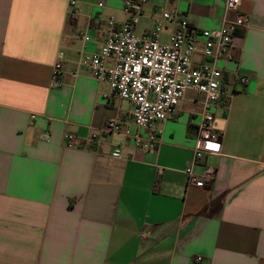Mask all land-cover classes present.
<instances>
[{"label": "crops", "instance_id": "crops-1", "mask_svg": "<svg viewBox=\"0 0 264 264\" xmlns=\"http://www.w3.org/2000/svg\"><path fill=\"white\" fill-rule=\"evenodd\" d=\"M164 10L200 29L234 17L224 0H147L136 32ZM240 11L250 22L229 50L236 60L217 64L228 90L236 72L248 82L213 110L221 147L194 164L197 174L215 169L198 187L184 168L201 97L188 90L157 124L156 148L138 151L123 132L137 130L130 104L81 63L107 19L126 18L123 0H0V264H264V0H241ZM110 119L120 130L102 133Z\"/></svg>", "mask_w": 264, "mask_h": 264}, {"label": "built area", "instance_id": "built-area-1", "mask_svg": "<svg viewBox=\"0 0 264 264\" xmlns=\"http://www.w3.org/2000/svg\"><path fill=\"white\" fill-rule=\"evenodd\" d=\"M146 1L123 0L126 18L117 23L110 16L105 38L95 52L82 56L81 63L89 76L106 80L111 93L130 104L128 120L137 130L129 134L125 128L123 132L132 138L133 147L138 151L156 148L160 142L157 124L171 117L188 90L200 96L202 109L196 123V143L184 173L187 184L205 187L215 173L214 167L207 165L202 173L197 174L193 166L205 156L220 152L222 132L214 127L213 110L221 100L242 90L248 82V76L236 72L228 90L223 80L224 70L217 61L221 57L236 60L229 50L236 33L243 32L249 25L250 15L240 11L241 0H224L225 10L232 12L234 17L225 20L218 28L200 29L185 15L164 10L153 17L152 30L138 34L136 29ZM97 5L101 7L103 3ZM77 12L74 1H71L69 18H75ZM167 23H174L176 28L166 41H162L159 34ZM82 38L88 40L87 35ZM196 55L200 56L199 60L194 59ZM108 60H111L110 65ZM60 67V62L53 66L52 86L59 84ZM119 130L116 119L107 120L101 128L102 133ZM65 144L74 146L73 135L65 136ZM119 155L120 150L114 149L112 156Z\"/></svg>", "mask_w": 264, "mask_h": 264}, {"label": "clouds", "instance_id": "clouds-1", "mask_svg": "<svg viewBox=\"0 0 264 264\" xmlns=\"http://www.w3.org/2000/svg\"><path fill=\"white\" fill-rule=\"evenodd\" d=\"M216 147L218 148L219 146L217 145Z\"/></svg>", "mask_w": 264, "mask_h": 264}]
</instances>
